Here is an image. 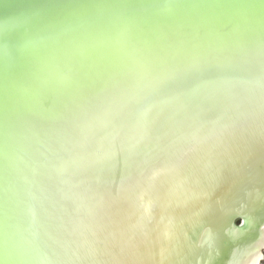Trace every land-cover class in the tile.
Here are the masks:
<instances>
[{
    "label": "water",
    "instance_id": "1",
    "mask_svg": "<svg viewBox=\"0 0 264 264\" xmlns=\"http://www.w3.org/2000/svg\"><path fill=\"white\" fill-rule=\"evenodd\" d=\"M263 240L264 0H0V264Z\"/></svg>",
    "mask_w": 264,
    "mask_h": 264
},
{
    "label": "bare ground",
    "instance_id": "2",
    "mask_svg": "<svg viewBox=\"0 0 264 264\" xmlns=\"http://www.w3.org/2000/svg\"><path fill=\"white\" fill-rule=\"evenodd\" d=\"M263 245H264V240L260 249H262ZM260 249L245 264H258L259 259L261 257Z\"/></svg>",
    "mask_w": 264,
    "mask_h": 264
},
{
    "label": "flooded vegetation",
    "instance_id": "3",
    "mask_svg": "<svg viewBox=\"0 0 264 264\" xmlns=\"http://www.w3.org/2000/svg\"><path fill=\"white\" fill-rule=\"evenodd\" d=\"M237 219L242 220V218H237ZM237 219H236L235 222H237ZM242 221H243V220H242ZM242 221L240 222V224H242ZM240 224H238V225H240ZM260 252H261V257H260V259H259V263H258V264H261L262 260H264V245H263L262 249H260Z\"/></svg>",
    "mask_w": 264,
    "mask_h": 264
},
{
    "label": "rangeland",
    "instance_id": "4",
    "mask_svg": "<svg viewBox=\"0 0 264 264\" xmlns=\"http://www.w3.org/2000/svg\"><path fill=\"white\" fill-rule=\"evenodd\" d=\"M261 264H264V260H262Z\"/></svg>",
    "mask_w": 264,
    "mask_h": 264
}]
</instances>
